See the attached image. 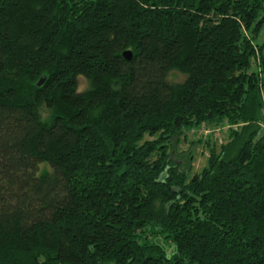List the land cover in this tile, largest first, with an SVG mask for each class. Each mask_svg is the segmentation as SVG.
<instances>
[{
  "label": "trees",
  "instance_id": "16d2710c",
  "mask_svg": "<svg viewBox=\"0 0 264 264\" xmlns=\"http://www.w3.org/2000/svg\"><path fill=\"white\" fill-rule=\"evenodd\" d=\"M263 32L264 0H0V264H264Z\"/></svg>",
  "mask_w": 264,
  "mask_h": 264
},
{
  "label": "rangeland",
  "instance_id": "374dc122",
  "mask_svg": "<svg viewBox=\"0 0 264 264\" xmlns=\"http://www.w3.org/2000/svg\"><path fill=\"white\" fill-rule=\"evenodd\" d=\"M264 41V32L260 39V42ZM171 78L175 82H182L185 79V76L178 72H173ZM86 82L81 81L82 88L85 87ZM199 137H191L190 141H198ZM189 141V143H190ZM191 145L183 142L176 153H173V158L176 163L181 165L182 169L187 170L188 168L192 170V174L201 172L204 167L207 165L210 149L203 144H197L192 148L193 157L189 160V155L187 153L190 151ZM158 243L163 245L166 248H169L167 243L161 237L158 238Z\"/></svg>",
  "mask_w": 264,
  "mask_h": 264
},
{
  "label": "built area",
  "instance_id": "2783aa9c",
  "mask_svg": "<svg viewBox=\"0 0 264 264\" xmlns=\"http://www.w3.org/2000/svg\"><path fill=\"white\" fill-rule=\"evenodd\" d=\"M231 126L228 127H219V128H208V127H203L201 130V134L205 135V137L213 134L214 137L217 140L222 141V138H224V132L230 129ZM233 129H237L236 127H233Z\"/></svg>",
  "mask_w": 264,
  "mask_h": 264
},
{
  "label": "water",
  "instance_id": "95a60500",
  "mask_svg": "<svg viewBox=\"0 0 264 264\" xmlns=\"http://www.w3.org/2000/svg\"><path fill=\"white\" fill-rule=\"evenodd\" d=\"M123 56H124V58H126V60L130 61V60H132L133 54H132L131 51H125L124 54H123ZM45 79H46V78L43 77V78L40 80V82H39L38 85L41 86V85L44 83Z\"/></svg>",
  "mask_w": 264,
  "mask_h": 264
}]
</instances>
